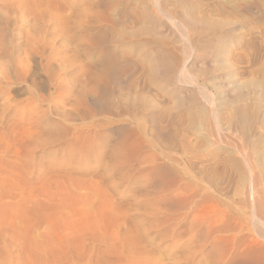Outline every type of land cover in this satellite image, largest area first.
Instances as JSON below:
<instances>
[{"label":"rangeland","instance_id":"1","mask_svg":"<svg viewBox=\"0 0 264 264\" xmlns=\"http://www.w3.org/2000/svg\"><path fill=\"white\" fill-rule=\"evenodd\" d=\"M72 1L0 0V264H143L140 258H146L145 264H222L221 259L219 260L218 254H221L219 251L222 248L228 250L226 247L231 246L229 242V244L224 243V240L221 242V238L225 239L226 234L224 236L218 234L217 238L219 236L221 238L219 237L220 244L218 243L217 247L213 244L214 240L210 238L208 242L201 238L200 232L196 234L191 229L192 217L195 223L202 220L211 223L215 221L213 222L215 224L217 220V223H220L221 219L224 220L219 218L222 217L220 206H217L216 202V205H212L213 198L210 197L212 202L209 199L203 204L197 201V207L193 205L194 207L189 206L190 208L184 209L186 212L182 210V216L185 218L184 222L178 225V234L174 235L176 239L175 237L169 239L166 227L160 226L156 229L153 225L156 216L154 212L158 207L155 204L156 184L150 175V155L153 152L160 154V151L166 153L163 144H159L162 141L156 137L157 133L160 129L169 126L170 129L168 130L167 127L164 132L177 130L178 133L187 134L186 136L189 137L186 128L181 130L183 126L181 128L175 126V129L167 122H165L166 127L161 125L162 123L152 125V122L145 120L146 124L148 123L146 127L145 122L141 120L140 123L144 124L141 127L146 128L145 138L153 140L152 142L155 139L158 146L155 142L153 144L158 148L149 149L145 145L139 148L132 141L127 146L121 145V139L130 125H136L133 115L125 112V106L129 102L137 103L145 100L146 105L152 107L155 115H163L168 119L172 112L173 117L169 116L170 119H177L184 114L183 118L188 120L187 125L191 120L195 121L196 116L188 115V112L192 111L191 97H189L192 88H183L182 98L185 100L184 103L182 102L185 106L182 107L183 110L180 106H175L183 99L180 100L179 97V102L172 93L180 90L181 87L174 84L172 88L169 87L171 89L168 88L170 91H167L165 86L167 64L164 62L168 61L171 53H175V56L179 55L177 61L179 60L180 64H183L188 56L192 57L188 63L191 66L196 60V55H190L187 47L184 48L185 42L181 40L175 29L167 25L164 18L161 24L166 26L158 28L152 40L159 39L153 41L147 35L133 39L130 31L124 33V27L119 26L114 31L115 44L118 42L115 47L119 49L118 52L123 55L122 57L125 56L124 58L127 59H119L120 63L124 64L118 63L120 66L116 64L117 67L112 70L113 81L109 84V90L113 92L114 97L105 110L106 105L105 107L97 105V100L89 91L90 84H96L95 80L91 82L89 70L91 57L87 51V44L101 25L96 19L97 1L80 0L84 5L79 4V6L85 9L79 7L77 13L73 12ZM206 1L208 0L202 1V4L210 9L213 8L216 0H209L208 3ZM85 5L89 6L90 11H85ZM138 26L134 27L138 30ZM120 28L121 30H118ZM121 31L123 35L128 36L122 37L119 34ZM162 32L173 40L170 38L166 41V36ZM171 32H176L175 34L180 38L176 39L177 35L173 34L174 38ZM163 36L165 39H162ZM215 37L217 36H210V39ZM142 38L152 41L153 46L141 47L140 50L137 42ZM158 40V43L165 42L169 53L167 57L161 54L155 55L158 50L156 48ZM180 48L184 49L180 52L178 50ZM149 55L159 59L155 65L148 61L151 57ZM183 56L181 61L180 58ZM138 57H144L146 62L143 61L141 65ZM162 59L167 60L159 63L158 61ZM129 61L133 63L130 64ZM163 63L164 65L161 66ZM200 65L194 70L195 75V71L199 74ZM141 66L144 68L143 71ZM153 66H156L155 69ZM94 68L95 71L98 70V66ZM150 69L154 70L155 74ZM156 71L161 74L158 76ZM151 76L155 82H158L160 77L159 82L153 84ZM154 76L158 79H154ZM226 83L228 82H222V84ZM209 87L216 93V97L220 96L217 98V104H224L226 101L225 106L221 104V107L223 105L221 110L229 113L230 107L227 105L231 99L229 93L233 95L232 89L225 87L219 91L212 84ZM129 91L132 95L127 96ZM154 99L159 104H155ZM186 101L190 102L186 103ZM152 104L159 106L155 108ZM179 107L181 110L178 109ZM187 116L189 119L186 118ZM122 131H125L124 134ZM227 142L219 146L222 157L226 159L228 156H236L234 146ZM220 168L218 172L212 171L211 176L216 177V173H219L222 186L224 184L223 187L233 195L232 189L227 187L230 184L229 173L224 171L223 166ZM243 184L246 186V183ZM210 194L212 195L211 192ZM219 200L224 201L225 198L220 197ZM160 208L159 218L161 217L163 221L166 208L164 205ZM248 210L250 212V206ZM217 223L215 224L217 226L222 224ZM183 229H187L186 232L184 230L185 233ZM188 230L193 231V235H197V237L193 236L195 239L192 238L193 242L197 240L200 243L203 239L208 244L203 242L204 245L202 243L200 249L197 241L191 243L192 239H188ZM132 239L138 243V246L130 241ZM226 240L228 241L227 238ZM108 245L112 247L113 253L107 252L110 248ZM79 248H82V251ZM239 257L240 255L235 256V260L230 257L228 259L231 262L225 260L226 263L224 261L223 264H238L241 260L242 264H249L252 259L247 260L245 255ZM253 261L251 260V264H264L263 261L256 260L252 263Z\"/></svg>","mask_w":264,"mask_h":264},{"label":"bare ground","instance_id":"2","mask_svg":"<svg viewBox=\"0 0 264 264\" xmlns=\"http://www.w3.org/2000/svg\"><path fill=\"white\" fill-rule=\"evenodd\" d=\"M96 1V5L98 6L96 7L98 8L96 12V19L101 23V25L98 28L97 32H93L94 35H92V37L89 39L87 44V51L91 57V60L89 62L91 82L95 80L97 86L96 84L94 85L93 83H89V91L91 96H93L97 100V105L102 107H105L106 105L105 110H107L108 106H110L111 99L112 97H114L113 92L109 90V84L111 81H113L112 70L116 66V64L121 62V60L119 61V59L123 60V58L125 57H122L123 55L118 52L119 49L115 47L118 42L115 44L116 35L114 34V31L119 26L124 27V33L125 31H130L133 39L135 37H142L144 35H147V37L150 36L152 40V36H154V33L157 32L158 28L166 26L165 24H161L162 18H164V21L167 22V25H170L173 29H175L181 37V40L185 42L186 45L182 44V47L183 45L184 48L186 46V49H188L187 51L190 52V55H196V60L199 61H193L192 59V65L189 66L188 63L190 58L192 57L188 56L189 53L187 52L188 58H185L183 64H180L179 60L177 61V57L179 55L175 56V53H171L169 55L168 61L164 62L167 64L166 70L164 69L165 75L167 76L165 85L167 86V91L169 87L177 84L182 89L180 88L181 91H174L172 95H174V97H177V100H179V97H181L180 100H182V94L184 93L183 88H192L193 90L190 91L191 95L189 96L191 97L190 104L192 105V109L190 110L192 111L188 112V115L196 117L195 121L191 120L192 118L190 117L191 122L189 123V125L186 124L188 120H185L183 118L184 114L182 113L181 114L183 116L178 117L177 119L172 118L174 122L169 117L173 114L171 111H167L172 113H170L168 119L163 115H155L154 110L152 111V107H149L150 105H146L147 101L145 102V100H140L137 103L129 102L125 106V112L133 115V118L136 121V125H130L128 130L124 129L125 131L127 130L125 134V131H122L124 134L123 137L121 136L122 146H127L130 141H132L139 148H142V146L144 145L149 149L158 148L156 147L158 146V142L156 143L155 139L154 142L156 146H154L155 144H153V140L151 141L145 138V136H147V134L144 135L146 133V128L145 126L141 127V125L146 124L145 120H148L150 123L152 122V125L162 123L161 125H164L166 127V125L169 123V125L172 124L173 127L178 126V128H181L183 126L184 128H181V130H184L186 128L185 130H187L190 134L188 137L186 136L187 134L182 135L178 133L177 130L164 132V130L169 127L167 126L165 129H160L159 133H157V136L155 135L162 141V143L159 144H163L162 146L164 148L161 145L159 146L160 148L166 150V153L160 151V154L153 152V154L150 155V175L154 183L156 184L155 204L158 207V209L154 212V215H156L153 222L154 227L156 229L160 226L166 227L167 236L169 237V239H173L175 237L174 235L178 234V225L180 226V223L182 221L184 222L183 219L185 217L182 216V210L188 209L189 206L191 207L193 205L197 207V201L201 204L206 203L208 201L207 199H209L210 201L211 197L214 201L212 205L216 202L217 206L219 205L221 208L220 211L222 212V217L219 218L224 219H221V221L223 222L219 221L220 223H217V220L216 223L222 224L217 226L215 225L216 223L213 224V222L215 221H213L212 223L208 221L210 222L208 223L202 220H200V222L198 221V223H195L194 217H192L190 214L193 222H191V229L194 230L196 234L200 232L202 234L201 238L208 240V242H210V238L212 239V241L214 240L215 243H212L216 244V246L218 243L220 244V236L217 238L218 234L221 233L223 234V236L224 234H226L225 239L220 237L222 240L221 242H223L224 240V243H230L231 246L230 248L226 247L228 250H225V248L224 250H222L223 244L222 246L219 245L221 246L222 251L220 250L219 252H221V254L218 255H220L219 260L221 259L222 264L225 260H229L231 262V260L228 258H234L237 255H240L239 258H241V255H245L247 256V260L252 258L251 260H254L252 263L256 262V260L264 262V0H216L214 5L212 6L213 8L210 9L203 6L202 1L205 0ZM208 1L206 2L208 3ZM81 2L80 0L72 1V7L74 10L73 12H79V4H83ZM91 4L93 3L91 2ZM87 7L85 11L88 12L90 11V8L89 6ZM80 8L82 9L84 7ZM211 16L218 18V21L214 20L215 18L212 19L213 17L211 18ZM147 24H150L151 26H147ZM134 26H138V30ZM127 28H132V30H126ZM118 30H121V28ZM123 31L119 33L120 35H122V37L124 35H127H123ZM164 31H166V29ZM116 32L118 34V31ZM175 33H172V35H177V39L178 34ZM163 34L166 36L165 32ZM168 35H170V33ZM214 35L217 37H215V39H210V36ZM155 37H157V35ZM143 38L142 40H140V42L136 41L140 47V50L141 47L144 48L147 46H153L152 41L156 39L153 37L154 39L150 42L149 39L147 40V38H145V40ZM163 38L165 39L164 36L162 37V39ZM170 38L169 36L168 38L166 36V41ZM171 40L173 39L171 38ZM158 42L159 40L157 41L156 47L158 49V54L156 52L155 55L157 56L161 54L164 55V57H167L169 53H167V46L165 45V42ZM122 43H124V41ZM130 44H132V42ZM171 45L172 47L174 46L173 43ZM174 49H172V52ZM183 49L180 48L178 50L180 51ZM152 53H154V51H152ZM156 56H151L148 61L150 63H154L155 65L156 61L159 60ZM184 56L187 57L186 55ZM184 56L181 57L180 60L183 59ZM134 59L136 58H133V60ZM129 60L131 59L129 58ZM138 60L140 64L142 63L141 65H143V61L146 62V59H144V57H138ZM166 60L162 59L158 62L160 63L161 61ZM131 63L133 62H130V64ZM164 63L161 66H163ZM199 64H201L198 69L199 74H197V71H195V75L194 70H197V66ZM96 66H98L97 71L94 70V67ZM146 67L148 66L146 65ZM155 67L153 66L154 69ZM141 68L143 71L144 68L142 66ZM150 70L153 74H155V72H153L154 70ZM159 72H161V70H159ZM159 74L161 73H158V76ZM152 76L150 79H152ZM155 76H157V74ZM154 79H156V77ZM224 81L228 82L226 83L227 85L222 84V82ZM152 82L153 84L158 83L154 80ZM209 84H212L215 89H218L219 91L221 88L223 89L225 87L232 89L233 95L231 96L229 93L231 99L229 100V105H227L230 107L229 113H224L223 110H221L223 109V105L225 106L226 101H224V104L219 103L223 101H219V104L216 103V101L218 100L217 98L220 96L218 95V97H216V93L210 90ZM159 86H161V84ZM231 89H229V91ZM153 91L155 90L153 89ZM153 94L155 96V93ZM128 95H132L130 91L127 92V96ZM161 97L162 96H160V98ZM161 99L159 101H161ZM200 100L203 101V103ZM183 101L185 100L183 99L178 105L175 106H180L182 109V107L184 106L182 104ZM188 102L186 101V103ZM156 103L159 104L157 100L155 104ZM221 104H223L222 107ZM153 106L156 108V106L159 105ZM188 106L190 107V105ZM180 107L178 109H180ZM161 108L163 109L164 107ZM193 108L195 110H193ZM167 112L166 114H168ZM177 115L178 114H176V116ZM189 116H187L186 118L189 119ZM138 119L140 120L139 122L137 121ZM141 120L145 123L141 124ZM165 122H167L166 125ZM159 128L160 127L158 126V129ZM169 129L170 127L168 128V130ZM225 142H227L229 145H232V147L234 146V152L236 156H228L227 159L222 157L219 146L220 144L222 145ZM229 155H231V153ZM220 166H223L224 171L229 173L228 179L230 181V184L227 187H230L232 189L233 195H230L231 192L226 187H223L224 184L222 186L221 175H219V173L216 174L220 177H217L216 174V177L211 176V173H213L212 171L218 172ZM221 169L222 168H220L219 170L221 171ZM225 176H227L226 173ZM225 176L222 175V177ZM225 179L227 178L225 177ZM243 183H246V186H243ZM225 184L227 185V181ZM210 192L213 196L210 194ZM220 197H224L225 200H219ZM248 203H250V205H248ZM161 205H164V207L166 208V213L164 212L165 215L163 221H161V217L159 218V215L161 213ZM249 206L250 212L248 210ZM206 207L210 208L207 205ZM217 209H219V207ZM188 212L191 211L189 210ZM196 215L198 218H201V216H198V214ZM200 215H202V213H200ZM214 219H216V217ZM184 228L186 227L184 226ZM191 229L189 230L191 231ZM184 230L186 232L187 229H183V232ZM189 230L187 231V234H189L188 239H192L195 235L192 234L193 231L189 232ZM195 237H197V235ZM201 238L199 240H201ZM226 238L228 239V241L226 240ZM174 239H176V237ZM193 239L191 240V243L197 241L196 240L193 242ZM130 241H133V239ZM203 242L206 243L207 241L205 242L202 239V242H196L198 243V246L200 244L199 248L201 247V244ZM135 243L134 245L138 246V243ZM204 243L202 245H204ZM111 246H109V250H107L106 248L107 252H112ZM79 249L78 252L82 248L80 250ZM55 250L57 249L55 248ZM55 250L54 252L56 253ZM217 251L218 250H216V253ZM57 254V256L60 255L58 251ZM57 256L56 258H58ZM110 259L113 258L110 257ZM235 259L236 258H234L233 260ZM139 260L142 261L143 264H145L146 262V258H140ZM251 260L249 261L250 263L248 262L249 264H251ZM241 262L242 260L238 264H242Z\"/></svg>","mask_w":264,"mask_h":264}]
</instances>
